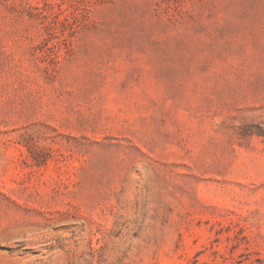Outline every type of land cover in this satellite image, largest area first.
Listing matches in <instances>:
<instances>
[{"label": "rangeland", "instance_id": "obj_1", "mask_svg": "<svg viewBox=\"0 0 264 264\" xmlns=\"http://www.w3.org/2000/svg\"><path fill=\"white\" fill-rule=\"evenodd\" d=\"M0 264H264V0H0Z\"/></svg>", "mask_w": 264, "mask_h": 264}]
</instances>
